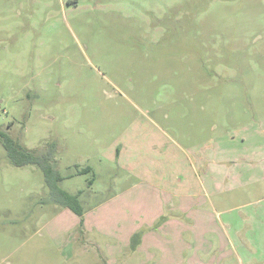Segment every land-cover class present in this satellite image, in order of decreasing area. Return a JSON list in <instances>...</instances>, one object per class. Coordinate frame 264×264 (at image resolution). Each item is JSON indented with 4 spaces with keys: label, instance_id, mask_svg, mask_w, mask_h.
Masks as SVG:
<instances>
[{
    "label": "rangeland",
    "instance_id": "1",
    "mask_svg": "<svg viewBox=\"0 0 264 264\" xmlns=\"http://www.w3.org/2000/svg\"><path fill=\"white\" fill-rule=\"evenodd\" d=\"M2 134L50 156L85 215L40 167L12 164ZM211 174L234 209L217 221L227 250L209 237L199 262L251 264L231 250L248 245L264 264V241L228 226L262 222L264 0H0V264H188L164 230L193 234L182 197Z\"/></svg>",
    "mask_w": 264,
    "mask_h": 264
},
{
    "label": "crops",
    "instance_id": "2",
    "mask_svg": "<svg viewBox=\"0 0 264 264\" xmlns=\"http://www.w3.org/2000/svg\"><path fill=\"white\" fill-rule=\"evenodd\" d=\"M238 172L234 171V173L232 172V174H230L228 176V177H231V176L235 177L234 182H231V184H230L231 187L233 185L238 186V180L242 179L244 177V175L242 173L240 174ZM209 175H210V173H209ZM209 175L207 177L208 180H209V183H210V187L209 188L207 186L206 187H202V191H199V189L196 190V189L193 188L192 190H190L188 195H186V196L184 195L182 197V201H181V206H183L182 214L185 213L186 216L185 215L184 216L190 221V222H188V227H190L189 225L194 226L193 234L191 235V232H190L189 228L187 230H186V228H180L177 225L172 224L170 221H169L170 222L169 226L166 227L165 230H164L165 233L176 234V235H180L181 236V238L183 240V243H184V246L181 245V247L183 249V252L184 253L185 252H187V253L188 252H190V253L192 252L191 253L192 256L188 258V264H191L190 263L191 260H194L193 264H201L199 262L200 255L204 254L205 256H207V255H210L212 253L214 245L216 244L215 242H212V241H216V237H217V239L219 241V245L223 244V247H222L223 250L220 249V254L222 253V251L227 250V249H225L226 240L222 243V238H221L220 234H223L224 232L227 233L228 232V228H227V226L224 223H222V224L220 223V225L222 226L221 229L218 228L217 227V221L220 222V219H221L220 217H222V216H226V217L229 216L230 211H232L234 209V207H232V208H228V207L222 208L221 202H217L216 201V199H219L220 195H222L224 193H228V191L226 190L227 186H226V188H222L221 183L219 184L218 181L214 180V178H215L214 174H211L212 176H210V177H209ZM262 179H264V178H262ZM181 181H183L182 178H181ZM261 181L262 180H260V181L254 180V177H253V180H252V182L254 184L262 183ZM244 183H247V182H244ZM212 196H215L216 199L213 200ZM263 200H264V198H263ZM159 204H160V202H159ZM155 205H157V208L159 207L157 202L155 203ZM172 205H173V202H172ZM179 207L180 206L175 207L173 205V206H171V210L178 209L179 211H181V209ZM190 207H192L193 209L198 211V217L197 218L196 217L194 219L193 218H189V217H191ZM208 207L211 209L210 211H207ZM237 208H240V207L237 206ZM263 209H264V207H263ZM262 210H261V212H262V220L261 221L262 222H261L260 226L259 227H252L251 228V232L246 234V235L242 234L243 228L240 227V225H238L239 221H237V223L235 224L234 219H231V218L228 219V221H229L228 226L231 227V231L233 230V236L237 237L236 242H241V243L254 242V240H253L254 237L256 238V240L261 239L262 241H264V212ZM210 214H212L213 217L210 216ZM84 215H85V213H84ZM83 216H81V217H83ZM250 219L251 218L248 217V221L247 222H249ZM156 222L157 221H153L151 223L152 226H150V228H153L156 225ZM213 222H216L214 224L215 226L208 228L209 224L213 223ZM133 225H135V224L133 223ZM159 231L160 230H156V228L152 229L151 232L149 230L147 232L146 237L149 238L150 236H154L157 239H159L158 238V235H159L158 232ZM256 233H258V234H256ZM250 235L253 236V237H251ZM209 237L212 238V241H211L210 249H207L205 245H206V243L208 241H210ZM129 240L130 239L126 240V242L124 241V244H122V246L119 249H121L122 247H125V246L129 247V245L131 244V242ZM233 240H234V237L231 240L232 243H233ZM140 242H142V241H140ZM229 245L231 246L230 243H229ZM246 246L248 247V245H246ZM246 246L243 245L241 250L238 248L239 251H240L239 254L237 252V249H233L232 246H231V248H232L231 250L234 252V254H235V256H236V258L238 260L243 262L244 261L243 258H245V259H247L248 263L252 264L253 263V258L252 257H254V256H252L253 252H250L249 248L245 249ZM138 247L139 248H138L137 251L139 253H143V252H145V250H147L140 243H139ZM254 247H253V249L255 250ZM111 253L116 256V254L119 253V252L118 251L117 252L112 251ZM255 253H256V250H255ZM259 253L261 255H264V251L260 250ZM229 254H228V252H224L219 257L216 256L213 261H215V263H216L217 260H221L220 258L227 257ZM210 263L211 262H206V261L204 262V264H210Z\"/></svg>",
    "mask_w": 264,
    "mask_h": 264
},
{
    "label": "trees",
    "instance_id": "3",
    "mask_svg": "<svg viewBox=\"0 0 264 264\" xmlns=\"http://www.w3.org/2000/svg\"><path fill=\"white\" fill-rule=\"evenodd\" d=\"M1 136L4 140L3 143L8 158L12 164L18 167L26 166L29 164L40 167L43 170L47 182L51 187V191L54 193L56 190H58L56 183L61 182L63 180V177H61L60 174L57 173L50 165V156L46 157L45 155H39L28 151L21 145L16 144L13 138L10 137L8 134H2ZM85 171L86 170H83L82 172ZM53 175H55L56 179L53 178ZM57 193L58 197L57 199H55L57 203L73 210L79 216L84 215V211L79 205L80 193L77 196H73L60 189L57 191Z\"/></svg>",
    "mask_w": 264,
    "mask_h": 264
}]
</instances>
